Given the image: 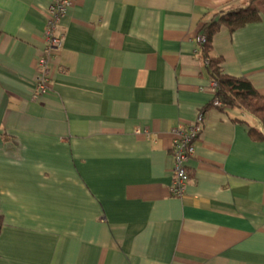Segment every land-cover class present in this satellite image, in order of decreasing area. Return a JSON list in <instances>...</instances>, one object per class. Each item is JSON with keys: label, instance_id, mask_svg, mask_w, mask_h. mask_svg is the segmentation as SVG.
<instances>
[{"label": "crops", "instance_id": "0c3cea01", "mask_svg": "<svg viewBox=\"0 0 264 264\" xmlns=\"http://www.w3.org/2000/svg\"><path fill=\"white\" fill-rule=\"evenodd\" d=\"M51 1L0 0V264H264V131L209 106L197 56L202 18L246 0H72L32 100ZM212 43L264 96V17ZM199 113L176 196L171 130Z\"/></svg>", "mask_w": 264, "mask_h": 264}, {"label": "trees", "instance_id": "16d2710c", "mask_svg": "<svg viewBox=\"0 0 264 264\" xmlns=\"http://www.w3.org/2000/svg\"><path fill=\"white\" fill-rule=\"evenodd\" d=\"M264 17V0H246V3L235 8L207 13L200 23L199 33L205 39L198 42L197 56L204 63L210 79L215 83L214 97L209 106L238 108L257 118L264 131V96L243 77L227 74L223 68V58L213 54V37L222 28L234 32L244 26L260 22ZM220 102L216 106L214 101ZM202 112L203 109H202ZM250 136L264 140V133L250 128ZM3 218L0 215V230Z\"/></svg>", "mask_w": 264, "mask_h": 264}, {"label": "built area", "instance_id": "2783aa9c", "mask_svg": "<svg viewBox=\"0 0 264 264\" xmlns=\"http://www.w3.org/2000/svg\"><path fill=\"white\" fill-rule=\"evenodd\" d=\"M71 2L72 0H52L47 8V20L44 29L45 48L37 59L38 74L34 78V85L31 90L30 96L32 100H39L50 89V78L48 76L49 59L62 45V39L56 34V30ZM204 39L203 34L197 36V41L200 43ZM214 104L220 106V102L217 100L214 101ZM202 122L203 115L199 113L195 122L178 124L171 130L173 134L172 157L174 164L170 190L173 195L181 196L189 181L187 163L194 157L195 141L201 133Z\"/></svg>", "mask_w": 264, "mask_h": 264}]
</instances>
